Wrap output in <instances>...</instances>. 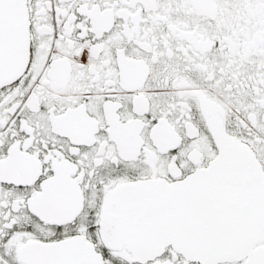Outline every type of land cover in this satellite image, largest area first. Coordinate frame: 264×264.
I'll list each match as a JSON object with an SVG mask.
<instances>
[{
	"label": "snow or ice",
	"instance_id": "6c2138e0",
	"mask_svg": "<svg viewBox=\"0 0 264 264\" xmlns=\"http://www.w3.org/2000/svg\"><path fill=\"white\" fill-rule=\"evenodd\" d=\"M0 264H264V0H0Z\"/></svg>",
	"mask_w": 264,
	"mask_h": 264
}]
</instances>
